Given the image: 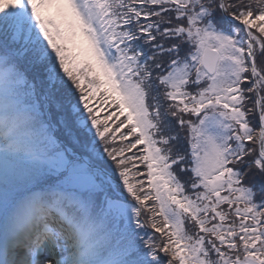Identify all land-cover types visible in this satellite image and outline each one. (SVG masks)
I'll list each match as a JSON object with an SVG mask.
<instances>
[{
  "label": "snow or ice",
  "instance_id": "6c2138e0",
  "mask_svg": "<svg viewBox=\"0 0 264 264\" xmlns=\"http://www.w3.org/2000/svg\"><path fill=\"white\" fill-rule=\"evenodd\" d=\"M0 264H264V0H0Z\"/></svg>",
  "mask_w": 264,
  "mask_h": 264
},
{
  "label": "trees",
  "instance_id": "16d2710c",
  "mask_svg": "<svg viewBox=\"0 0 264 264\" xmlns=\"http://www.w3.org/2000/svg\"><path fill=\"white\" fill-rule=\"evenodd\" d=\"M256 192H257V194H258V195H257V199L259 200L260 188H259L258 186L256 187Z\"/></svg>",
  "mask_w": 264,
  "mask_h": 264
}]
</instances>
